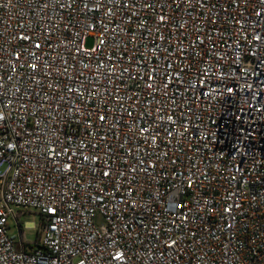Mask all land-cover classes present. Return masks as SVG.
Returning a JSON list of instances; mask_svg holds the SVG:
<instances>
[{
  "label": "built area",
  "instance_id": "obj_1",
  "mask_svg": "<svg viewBox=\"0 0 264 264\" xmlns=\"http://www.w3.org/2000/svg\"><path fill=\"white\" fill-rule=\"evenodd\" d=\"M0 264H264V0H0Z\"/></svg>",
  "mask_w": 264,
  "mask_h": 264
},
{
  "label": "rangeland",
  "instance_id": "obj_2",
  "mask_svg": "<svg viewBox=\"0 0 264 264\" xmlns=\"http://www.w3.org/2000/svg\"><path fill=\"white\" fill-rule=\"evenodd\" d=\"M93 45V39H89L87 41V46L88 47H92ZM21 221H22V225L24 228V239L26 241H30V242H35V240L37 239V228L39 226V220L37 217H34L32 213H27L26 215H23L21 217ZM27 224H31V225H35L37 228L34 229L32 227H28ZM9 232L12 236H16L17 240H20L19 237V231L17 228V224L14 220H10L9 221Z\"/></svg>",
  "mask_w": 264,
  "mask_h": 264
},
{
  "label": "crops",
  "instance_id": "obj_3",
  "mask_svg": "<svg viewBox=\"0 0 264 264\" xmlns=\"http://www.w3.org/2000/svg\"><path fill=\"white\" fill-rule=\"evenodd\" d=\"M27 213H32V212H23V213L21 214V217H22L23 215H26ZM32 214H33L34 217H37V218H38V220H39V224H40V220H41L40 216H39L38 214H35V213H32ZM21 217H20V219H21ZM27 226H28V227H32V228H34V229L37 228L35 225H31V224H27ZM23 229H24V228H23ZM28 242H30V241H28ZM35 248H36V247H35V245H34V242H30V244H27V246H26V249L29 250V251H33Z\"/></svg>",
  "mask_w": 264,
  "mask_h": 264
}]
</instances>
